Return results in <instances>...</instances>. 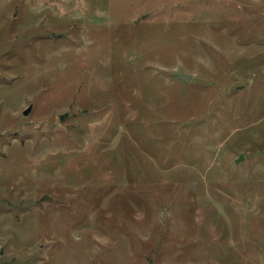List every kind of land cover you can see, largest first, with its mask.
Returning <instances> with one entry per match:
<instances>
[{"label":"rangeland","instance_id":"374dc122","mask_svg":"<svg viewBox=\"0 0 264 264\" xmlns=\"http://www.w3.org/2000/svg\"><path fill=\"white\" fill-rule=\"evenodd\" d=\"M0 264H264V0H0Z\"/></svg>","mask_w":264,"mask_h":264},{"label":"water","instance_id":"95a60500","mask_svg":"<svg viewBox=\"0 0 264 264\" xmlns=\"http://www.w3.org/2000/svg\"><path fill=\"white\" fill-rule=\"evenodd\" d=\"M175 78L178 79V80H181V81H183L185 83H190V81L192 79V76L191 75H188V74H185V73H182V74L175 75ZM31 110H32V106H30L29 108H27L24 111L23 114L25 116H28L29 113L31 112ZM66 117H67V115L61 116V120H64ZM243 158H244L243 156H240V158L237 160V163H239L240 161H242ZM164 215H166V214H164Z\"/></svg>","mask_w":264,"mask_h":264}]
</instances>
